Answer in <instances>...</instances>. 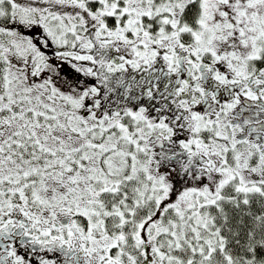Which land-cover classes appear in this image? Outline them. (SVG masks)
<instances>
[{"label": "snow or ice", "instance_id": "snow-or-ice-1", "mask_svg": "<svg viewBox=\"0 0 264 264\" xmlns=\"http://www.w3.org/2000/svg\"><path fill=\"white\" fill-rule=\"evenodd\" d=\"M0 264H264V0H0Z\"/></svg>", "mask_w": 264, "mask_h": 264}]
</instances>
